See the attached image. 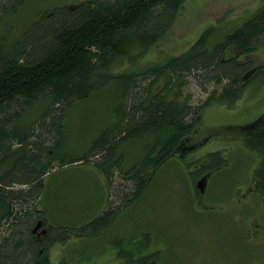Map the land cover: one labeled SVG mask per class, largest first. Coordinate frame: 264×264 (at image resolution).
<instances>
[{
  "label": "trees",
  "instance_id": "obj_1",
  "mask_svg": "<svg viewBox=\"0 0 264 264\" xmlns=\"http://www.w3.org/2000/svg\"><path fill=\"white\" fill-rule=\"evenodd\" d=\"M25 1L0 0V264H50L47 247L57 234L39 208L45 176L77 163L103 167L110 200L91 222L105 226L175 147L184 159L200 145L186 141L200 110L234 104L250 85L264 86V63L250 56L264 46V3L231 29L220 20L207 26L161 63L114 73L119 60L132 51L138 59L164 37L185 0H82L39 14L23 31L10 23L1 30ZM101 88L113 97L110 126L81 154L64 155L66 112ZM191 88L201 94L196 103ZM130 139L146 145L126 166L118 147ZM243 143L259 155L254 177L264 190V126L245 129ZM207 162L199 172L222 159ZM40 225L51 226L47 236H38Z\"/></svg>",
  "mask_w": 264,
  "mask_h": 264
},
{
  "label": "rangeland",
  "instance_id": "obj_2",
  "mask_svg": "<svg viewBox=\"0 0 264 264\" xmlns=\"http://www.w3.org/2000/svg\"><path fill=\"white\" fill-rule=\"evenodd\" d=\"M81 1L26 0L4 21L1 30L10 23L15 33L23 31L39 14ZM263 3L264 0H185L164 37L138 59L133 58L136 52L132 51L130 59L119 60L114 73L161 63L185 51L207 26L220 20L224 29H231ZM250 56L263 64L264 46ZM191 92L192 102L196 103L201 94L193 88ZM112 104V93L101 88L68 109L64 155L81 154L99 132L110 126ZM196 121L186 141H199L200 145L186 152L184 159L175 158L182 152L175 147L142 193L116 208L105 226L92 223L110 200L103 167L77 163L45 176L39 208L45 211L57 234L47 247L49 263L64 259L66 264H114L118 245L134 248L136 256L140 245L142 253L158 251L156 264H224L223 258L232 264H251L256 250L243 235L259 215L264 221V204L255 209L248 206L247 213L239 216L238 204L231 197L237 187L250 186L259 162V155L248 150L243 141L245 129L255 124L264 126V86L250 85L231 105L211 102L200 110ZM127 141L118 150L126 166H131L143 155L146 142ZM204 156L214 161L220 157L222 164L211 172H199L200 162L208 163ZM200 177L209 186L207 194L202 195L204 202L192 182ZM253 237L259 242L264 240V229L256 230Z\"/></svg>",
  "mask_w": 264,
  "mask_h": 264
},
{
  "label": "flooded vegetation",
  "instance_id": "obj_3",
  "mask_svg": "<svg viewBox=\"0 0 264 264\" xmlns=\"http://www.w3.org/2000/svg\"><path fill=\"white\" fill-rule=\"evenodd\" d=\"M177 157L179 158V156H177ZM177 157H176V159H177ZM188 173H190V171H188ZM208 178H210V176ZM199 179L195 180V178H193L192 182L195 181V188L198 190L199 193H201V195H200L201 199L200 198L199 199L202 202H204L202 195L207 194V189L209 186L204 184V187L202 189L203 191H202L198 186V183H199V181L202 180V177H200ZM236 189H237V193H235L234 196L231 198H232V200L235 199L234 204H238V205H236V207H237V211H238L239 216L244 215L241 213H244V212L247 213V207L248 206L250 208L252 207L255 209L260 204H262V205L264 204V190H262L261 186H258V182H257L255 177H253V181L251 182L249 187H247V188H243V187L238 188L237 187ZM215 194H216L215 197H217L218 193H215ZM211 197H212V195L210 196V198ZM258 212H257V214H258ZM50 227L51 226H45L44 227V226L40 225V227H39L40 231L38 233V236L39 237L40 236H47V231H48V229H50ZM263 229H264L263 217H260V215H259L258 219L255 218V223L253 225H251L248 229H246V232L243 235V238L246 241L248 240L249 242H251V245L256 250V258H254V260L252 261L251 264H264V240L259 242L258 240H254V237H253L256 230L263 231ZM250 238L252 239L251 241H250ZM53 240H54V238H53ZM51 242H52V240H51ZM134 253H135L134 248L125 249L123 246L118 245V249L113 256L114 257L113 263L114 264H135V263L141 264L142 259L147 258L150 263L156 264V261H157L156 255L158 254L157 250H150L148 253H145V252L142 253L141 246L138 245L136 248L137 256ZM136 261H138L139 263ZM222 262L224 264H232L231 261L229 259H226V258H223ZM104 264H107V263H104Z\"/></svg>",
  "mask_w": 264,
  "mask_h": 264
},
{
  "label": "water",
  "instance_id": "obj_4",
  "mask_svg": "<svg viewBox=\"0 0 264 264\" xmlns=\"http://www.w3.org/2000/svg\"><path fill=\"white\" fill-rule=\"evenodd\" d=\"M204 184H205L204 179H202L201 181H199L198 186H199V188H200L201 190L203 189ZM202 191H203V190H202Z\"/></svg>",
  "mask_w": 264,
  "mask_h": 264
},
{
  "label": "bare ground",
  "instance_id": "obj_5",
  "mask_svg": "<svg viewBox=\"0 0 264 264\" xmlns=\"http://www.w3.org/2000/svg\"><path fill=\"white\" fill-rule=\"evenodd\" d=\"M38 225H39V223H38Z\"/></svg>",
  "mask_w": 264,
  "mask_h": 264
}]
</instances>
